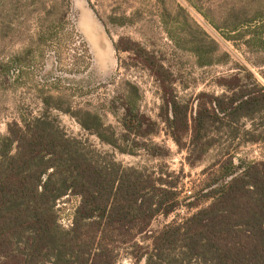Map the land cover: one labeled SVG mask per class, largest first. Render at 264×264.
Wrapping results in <instances>:
<instances>
[{
    "label": "trees",
    "instance_id": "obj_1",
    "mask_svg": "<svg viewBox=\"0 0 264 264\" xmlns=\"http://www.w3.org/2000/svg\"><path fill=\"white\" fill-rule=\"evenodd\" d=\"M27 1L28 5L0 3L4 33L10 31L11 16L30 8L32 14L43 15L30 47L13 61H4L2 72L8 74L11 63L30 66L38 52L54 55L57 69L68 75L91 70L93 57L73 23L71 1L55 0L51 7L39 5L40 0ZM255 6L238 22L261 18ZM114 47L118 55L130 54L136 66L155 78L162 101L157 118L144 111L145 94L136 83L119 89L106 112L93 105L76 106L69 101L72 96L63 93L50 95L60 79L37 91L44 114L21 115L0 138V264H117L128 246L145 247L140 238L151 242L147 248L152 253L138 254V263L264 264V160L237 164L231 156L215 165L218 170L188 207L210 204L150 234L155 220L169 219L181 207L182 178L163 168L151 171L103 163L51 115L71 116L82 129L122 154L144 153L152 159L172 156L169 148L155 142L164 124L195 168L218 142L210 135L213 125L225 119L239 122L264 111V88L251 71L241 67L240 73L219 81L226 90L222 96L202 94L207 101L194 111L179 98L174 73L158 55L123 37ZM71 90L78 94V89ZM108 113L122 132L110 133ZM71 198L79 204L71 226L65 229L60 223L67 209L60 204Z\"/></svg>",
    "mask_w": 264,
    "mask_h": 264
},
{
    "label": "rangeland",
    "instance_id": "obj_2",
    "mask_svg": "<svg viewBox=\"0 0 264 264\" xmlns=\"http://www.w3.org/2000/svg\"><path fill=\"white\" fill-rule=\"evenodd\" d=\"M4 1H12L14 5L29 3L27 0H0V3ZM54 1L40 0L39 5L51 7ZM70 1L75 28L88 44L93 57L91 70L83 75L61 72L55 64V56L50 52H38L35 63L30 66L11 63L12 69L5 75L2 63L13 61L14 57L27 51L36 38L43 15L32 14L30 8L23 14L11 16V28L6 33L2 31L0 20V138L8 134V126L21 115L40 117L44 114L37 91L49 82L55 83V79H60L58 88L50 95H69L72 96L70 103L86 108L93 105L101 112H106L109 102L126 83H136L145 94L144 111L157 118L162 105L157 82L149 71L136 66L130 54H117L114 45L121 37L140 43L158 55L166 68L174 73L179 98L189 103L194 111L201 101H207L201 97L202 94L222 96L226 90L219 85V81L240 73L241 67L251 71L258 85L264 88V0ZM251 5H256L261 18L252 23H239L238 20L246 10H250ZM86 15L96 21L109 47L105 56L99 54L93 39L86 32ZM252 83L249 81V84ZM71 89H78V94ZM51 115L70 137L81 140L87 151L103 163L151 171L163 168L182 178L179 186L181 207L169 219L159 217L155 220L150 234L173 221L187 219L210 204L204 203L200 209L188 207L199 195L206 179L218 170L215 165L231 156L237 164L240 161L264 160V111L239 122L225 119L213 125L210 135L218 142L195 168L190 167L188 153L176 146L164 124L155 142L169 148L172 156L152 159L144 153L137 156L122 154L82 129L71 116L59 112ZM108 121L111 134L122 132L118 121L109 113ZM253 139H258V143H251ZM78 204L79 200L75 198L61 201L60 207L67 209L60 223L63 228L71 226L72 214ZM140 241L146 250L132 244L122 250L117 264H147V260L138 263L136 257L146 251L152 253V248H147L151 242L147 244L141 238ZM176 255L181 256L180 252ZM192 264L200 263L193 260Z\"/></svg>",
    "mask_w": 264,
    "mask_h": 264
},
{
    "label": "bare ground",
    "instance_id": "obj_3",
    "mask_svg": "<svg viewBox=\"0 0 264 264\" xmlns=\"http://www.w3.org/2000/svg\"><path fill=\"white\" fill-rule=\"evenodd\" d=\"M85 27H86V32L89 37L93 39V44L98 49L99 54L105 56L109 51H108V45L105 43L102 33L100 31V28L96 21L90 17L89 15H86V20H85ZM94 46V48H95Z\"/></svg>",
    "mask_w": 264,
    "mask_h": 264
}]
</instances>
